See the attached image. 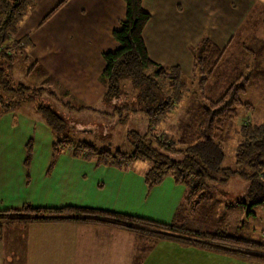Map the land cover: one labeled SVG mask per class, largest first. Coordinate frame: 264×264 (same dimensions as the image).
Instances as JSON below:
<instances>
[{"label":"crops","instance_id":"1","mask_svg":"<svg viewBox=\"0 0 264 264\" xmlns=\"http://www.w3.org/2000/svg\"><path fill=\"white\" fill-rule=\"evenodd\" d=\"M59 1L35 0L33 9L14 35L15 39L27 37L25 52L27 61L31 62L29 71L37 72L42 82L38 86L54 92L59 90L65 97L60 98L61 102L71 98L77 109L95 107L91 111L97 112L96 115L116 118L111 113V104L103 100L105 86L100 76L105 66L103 53L118 46L112 32L120 27L125 17V3L123 0H67L41 22ZM159 4L160 0L142 1L143 7L151 13L143 30L147 52L152 60L166 66L178 62L177 59L188 58V63L192 64L189 72L182 71L186 77H191L193 66L189 47L196 45L204 33L218 47L225 48V54L234 35L244 28L254 4L264 8V0H210L207 7L195 9L193 15L187 10L189 13L182 17V6L177 1L161 0V7ZM157 8L161 9V22L158 21L155 29L160 37L153 40L149 26L152 11ZM221 13L224 18L218 22ZM62 105L66 109L74 107L70 103ZM21 108L0 114L5 117L7 132L17 136L11 140L15 145L13 151L0 152V210L27 202L33 206L77 205L120 212L125 208V213L161 222L166 217L161 214L174 213L175 216L179 208L180 213L197 220L198 210L203 206L205 217H224L236 222L238 216L233 209L240 206L244 215L245 199H248L246 184L238 187L242 196L234 194L239 191L236 187H209L194 210H190L185 201L186 187H112L109 193H104L105 181L128 168L133 170L136 162L119 168L102 164L96 154L71 152L69 148L54 152L52 130L39 119V114L35 113L37 120H33L18 112ZM34 126L40 127L35 138ZM85 130L93 133L92 126ZM4 134L7 138L5 131ZM29 140H33V146L27 161ZM161 206L168 209L167 213L155 210ZM248 214H255L251 207ZM163 245L167 248H161L166 247ZM162 251V259L168 257L163 262L166 264H199L202 256L211 261L232 257L227 252L190 242L141 240L132 231L100 224L34 222L25 226L12 225L3 228L0 238V264H161Z\"/></svg>","mask_w":264,"mask_h":264},{"label":"trees","instance_id":"2","mask_svg":"<svg viewBox=\"0 0 264 264\" xmlns=\"http://www.w3.org/2000/svg\"><path fill=\"white\" fill-rule=\"evenodd\" d=\"M66 1L60 0L41 22ZM123 1L125 17L120 27L112 32L118 46L103 53L105 66L100 78L105 86L103 100L111 104V113L118 116L127 112L137 113L147 120L144 132L127 131L126 138L132 145L130 151H112L87 141L74 144L71 136L65 132L71 126L51 106L39 100L44 91L57 98L55 92L48 87L27 86L15 81V63L18 56L27 50L28 41L26 36L15 39L14 35L33 9L35 0H0V114L15 111L23 105H34L36 113L56 135L54 152L63 150L65 146L71 152L96 154L102 164L119 168L137 161L146 162V186L151 188L170 175L176 184L187 188L185 201L190 210H194L205 198L209 187L224 184L235 176L245 181L248 187L246 194L251 203H264V121H245L238 126L231 167L222 165L225 150L223 139L218 135L226 121L236 117L238 108H249L247 102L239 99V95L245 92L252 72L236 78L216 101L210 102L204 97L203 88L211 77H215V68L225 48L218 47L205 35L201 37L196 45L190 46L193 66L192 75L188 78L178 66H165L151 59L143 38V30L151 13L143 7V0ZM192 84L197 87L198 98L204 101L199 102L202 107L197 136L192 143L180 142L182 145L178 147L176 142L168 139L167 134L159 137L153 130L156 125L168 120L170 112L186 97ZM26 151L28 161L32 140L26 143ZM34 222L100 224L132 231L141 240L190 242L234 255L264 259V255L253 252L255 247L264 248V243L249 238L223 232L191 231L180 225L125 212L77 205L47 207L33 206L27 202L19 207L0 210V238L4 227L25 226Z\"/></svg>","mask_w":264,"mask_h":264},{"label":"rangeland","instance_id":"3","mask_svg":"<svg viewBox=\"0 0 264 264\" xmlns=\"http://www.w3.org/2000/svg\"><path fill=\"white\" fill-rule=\"evenodd\" d=\"M175 1L182 6L180 13L182 17L185 13H189L187 10H191L193 15L195 9L201 10L203 7H207L210 2V0ZM254 5L255 11L252 10L253 12L248 16L244 28L234 35L235 37L225 51L226 53L222 56L218 66L215 68V78L208 80L206 87L203 88L204 97L210 102H214L226 91L229 85H231L236 78L244 76L249 71L252 72L246 84L245 92L239 95V99L243 102H247L249 108H238L236 117L226 121L222 130H220L221 133L219 132L218 134L223 139L225 158L222 165L225 167L233 166L234 149L238 138L236 133L238 126L243 124L245 121H264V8L258 4ZM158 6L161 7V0ZM223 18L224 13L219 14L218 22H222ZM158 21L161 22L160 8L157 11H152V19L150 21L149 30L153 33V40H157L160 37L158 31L155 29V25H157ZM204 34L207 36V33ZM167 43L173 42L167 41ZM172 51L173 50L171 49V52ZM190 53H192L191 50ZM165 54L168 56L167 52ZM18 57L19 58L14 67L15 81L27 86L37 87L38 85H42V82L39 81L36 74L37 72L29 71L31 62L27 61L29 59L27 58L25 50ZM177 60L178 62L171 63L170 66H178L184 73L186 71L189 72L188 67L192 63H188V58ZM196 88V85L192 84V87L189 88L190 90L188 91L186 97L177 103L172 112H170L168 120L156 125L153 130L159 137H164V135L167 134L169 136L168 139L176 142L178 147L182 145L180 142H183V144L192 143L197 136L198 122L201 117L200 108L202 107L199 102L204 101L198 98L199 93L196 91ZM55 95L57 98L49 96L47 92L44 91L40 94L39 100L43 104L51 106V108L59 116H61V118L67 122L69 126H71L65 132L71 136L74 144L80 141H87L91 144H95L97 147H105L112 151L116 149L130 151L132 145L126 138L127 131L129 129L136 130L138 132H144L146 130L147 120L142 114L127 112L122 116L115 114L116 118L113 119L110 118L109 115H103L100 117L96 115L97 112L91 111V109H96L95 107L87 108L90 110L89 112H84V110H82L85 107L77 109L75 107V102L72 101L71 98H67L66 102L69 101V103L74 107L66 109V106L64 107V105H62L63 102L60 100V98H65L64 95L59 90L55 91ZM33 107L34 105L32 104L23 105L21 110H18V112L20 111L25 114L26 117L37 120V114H35L36 111ZM39 119L43 122L40 117ZM4 121L5 117L2 116L0 118V152H10L13 151V148L15 147L11 140L13 137L16 138L17 136H15V134L11 136L7 132V127L5 126ZM90 126L93 127V133L84 132L88 131L85 129H88ZM38 127L39 126H34V130H36L34 138L35 134H38L39 132L40 127ZM4 131L7 134V138L5 137ZM42 137L45 138L46 136L43 134ZM55 137L56 135L54 134V138ZM65 149L66 147L64 146L62 151ZM133 165V170L128 168L126 171H122L120 175L116 174L115 177L111 178L108 182L105 181L103 186L104 193H109V189L112 190V187H147L146 185L143 186V173L148 164L143 161H138ZM172 181V177L170 175H166L160 183L154 185L153 187H184L181 184H174L175 182ZM245 184L246 183L243 179L235 176L231 177L227 183L221 185L216 184L213 187L238 188L245 187ZM238 190V193L234 192V194L242 196L241 188H238ZM230 199H232V197ZM245 200L247 202V208L244 215L242 214L243 212L241 213L242 209L240 206L235 211L233 209L235 215L238 216L236 222L226 220L224 217H205V208L203 206H200L198 210L197 220L190 219L187 214L180 213L179 208L176 211L175 216H173L174 213L173 215L171 213H168V215L161 214V216H166L165 218L162 217L164 219H161V222L174 224L175 226L180 225L191 231L223 232L235 237L251 238L254 241L264 243V203L254 205L251 204L247 198ZM163 207L164 206H161L160 209L155 210H161V213H167L168 209ZM250 207L255 214H248ZM123 212H127L125 208L123 209ZM246 234H248V236H246ZM160 243L162 245L164 242L161 240ZM195 245L198 246L196 243ZM161 248H167V246ZM163 252L164 251L161 252V264H166L163 262L167 261L168 257L162 259ZM253 252L255 254L264 255V248L255 247ZM226 254H229L232 257H223L219 261H216L214 258L213 261H211L210 259H207L206 256H202V259H199V264H203L206 261L209 262L208 264H264V259H262V257L260 258L258 256H246L240 254L234 255L228 252Z\"/></svg>","mask_w":264,"mask_h":264}]
</instances>
